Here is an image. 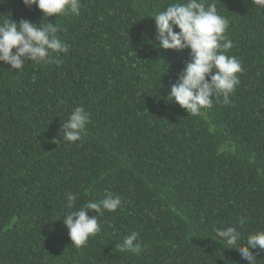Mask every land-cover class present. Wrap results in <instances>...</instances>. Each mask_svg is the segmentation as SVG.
Masks as SVG:
<instances>
[{
  "label": "trees",
  "instance_id": "trees-1",
  "mask_svg": "<svg viewBox=\"0 0 264 264\" xmlns=\"http://www.w3.org/2000/svg\"><path fill=\"white\" fill-rule=\"evenodd\" d=\"M175 2L81 0L78 17L48 18L70 45L61 65L0 62V264H249L214 229L237 226L240 244L264 230V8L204 0L228 20L227 54L243 72L229 104L213 97L190 116L164 99L190 49L159 48L152 18ZM11 18L43 13L0 0V20ZM77 106L89 115L84 142L55 141ZM105 190L122 206L73 246L61 218ZM132 231L140 255L118 247Z\"/></svg>",
  "mask_w": 264,
  "mask_h": 264
},
{
  "label": "clouds",
  "instance_id": "clouds-1",
  "mask_svg": "<svg viewBox=\"0 0 264 264\" xmlns=\"http://www.w3.org/2000/svg\"><path fill=\"white\" fill-rule=\"evenodd\" d=\"M26 7L36 6L43 13L39 23L27 19L19 22L11 19L0 20V62L11 65V70H24L28 61L35 64L61 65L60 54H68L70 45L61 40L58 22H51L49 17L79 16L81 0H23ZM257 8H264V0H252ZM156 39L159 48L164 50L184 51L190 49L189 59L178 79L171 85V91L164 97L168 103H178L190 116H198L202 109L210 108L213 97L229 104V97L240 84L243 72L241 61L228 51L233 41L225 34L228 20L218 13L214 2L205 4L204 0H177L156 13ZM179 31H176V29ZM154 44V42L152 41ZM162 87V85H161ZM89 115L83 106L70 110L61 122L60 137L55 140L64 142H84L87 136ZM67 207L73 208L78 194L71 191L66 194ZM122 206V198L110 190H105L99 200H88L76 210L63 215L68 235L75 247L84 246L90 237L100 231L99 217L105 211L115 212ZM94 210L97 215L90 216ZM246 217L238 219L242 228ZM216 237L230 248H236L241 258L249 264H257V256L264 252V230L250 233L246 242L240 244L241 232L237 226L214 229ZM139 233L132 231L118 245L122 252L140 255L142 244ZM253 250H256L255 252Z\"/></svg>",
  "mask_w": 264,
  "mask_h": 264
}]
</instances>
